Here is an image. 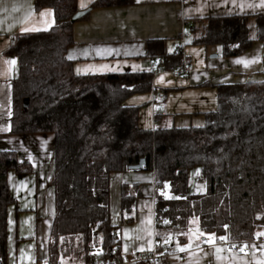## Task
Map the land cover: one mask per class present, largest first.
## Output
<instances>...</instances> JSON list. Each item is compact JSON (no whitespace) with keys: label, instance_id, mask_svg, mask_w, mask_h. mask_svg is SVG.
<instances>
[{"label":"trees","instance_id":"obj_1","mask_svg":"<svg viewBox=\"0 0 264 264\" xmlns=\"http://www.w3.org/2000/svg\"><path fill=\"white\" fill-rule=\"evenodd\" d=\"M129 3L95 0L89 8ZM44 7L53 8L54 26L18 35L10 48L19 58L11 132L55 136L56 210L48 263L120 260L121 238L110 215V174L129 171L141 159L159 189L181 197L165 199L157 192V251H163L166 240L184 243L197 230L230 241L264 239L256 236L264 232V81L219 85L218 106L203 126L144 129L140 106L127 100L151 92L156 71L182 68V46L168 53L164 41H150L148 52L157 63L149 71L77 74L67 53L74 43L71 19L79 11L78 0H36L37 9ZM255 18L258 39L264 41V14ZM190 32L193 44L218 45L224 57L243 54L255 41L247 18L240 15L194 20ZM197 166L205 191L189 193L190 171ZM10 170L26 174L33 167L16 151L0 149V264H7ZM138 197V190L123 186V209L131 211Z\"/></svg>","mask_w":264,"mask_h":264},{"label":"crops","instance_id":"obj_2","mask_svg":"<svg viewBox=\"0 0 264 264\" xmlns=\"http://www.w3.org/2000/svg\"><path fill=\"white\" fill-rule=\"evenodd\" d=\"M94 1L85 0L87 8ZM80 2L78 0L79 10H84ZM49 9L50 17L39 15ZM258 14H264V0H139V3L131 0L125 5L94 8L86 18L75 22L74 43L67 54L74 55V70L77 73L80 69V74L149 71L157 63L148 52L150 41H164L168 53L182 46L186 71H156L153 90L132 95L127 104L140 106L139 122L144 129L199 127L206 123L207 114L218 106L219 85L264 81V41L258 39L255 18ZM229 15L246 17L255 38L243 54L224 57L218 45L191 42L188 23ZM49 23L51 27L55 24L52 7L37 9L36 0H0V149L16 151L20 160L33 167V171L26 174L8 172L13 203L7 210V264H49L48 240L56 210L52 184L55 136L53 133L11 132L13 86L19 75V58L10 53L18 35L48 30ZM25 28L39 30L23 31ZM97 49L115 51L112 55H96ZM13 58L16 59L14 66L4 63ZM237 60L251 63L238 64ZM113 68L116 70H110ZM161 76L164 79L158 82ZM125 185L139 192L131 211H126L122 205ZM156 188L155 174L151 170L110 174L111 223L118 228L122 252H126V246L127 251L156 248ZM194 234L199 232L191 234L184 243L169 240L167 244L172 246V253L161 264H259L264 260V248L259 247L264 245V239L245 243L249 245L245 252L234 251L216 240V247L224 249L219 254L224 259L217 260L215 247L203 246L207 236L197 241ZM190 238L192 247L179 251L178 246L188 244ZM253 244L257 247L252 248ZM63 264L77 263L65 258Z\"/></svg>","mask_w":264,"mask_h":264},{"label":"snow or ice","instance_id":"obj_3","mask_svg":"<svg viewBox=\"0 0 264 264\" xmlns=\"http://www.w3.org/2000/svg\"><path fill=\"white\" fill-rule=\"evenodd\" d=\"M89 2H90V0H89ZM137 3H139V0H137ZM87 6L88 5L85 2V0H81V2H80V8L81 9H87ZM39 15L41 17H45V16H49L50 17L52 15V11L50 9L49 10H46V11H41L39 13ZM46 23H47V21H46ZM52 23H54V20L52 21ZM51 26H52V24L49 23L48 24V27H51ZM37 30H39V29H27V28L23 29V31H37ZM113 51H115V50H112V49H104V50L97 49L96 50V55H112ZM169 51L171 52L172 49L169 48ZM85 54H87V53H85ZM67 58L69 60H72L75 57H74L73 54L70 53ZM4 63L7 64V65H9V66H14L16 64V59L13 58V59L5 60ZM236 63H238V64L239 63H244L245 65H247L248 63H251V61L237 60ZM104 67L106 68L107 66H104ZM110 70L115 71L116 69L113 68V69H110ZM77 74H80V69H77ZM163 79H164V77L161 76L159 78L158 82L162 81ZM29 159H31V157H29ZM198 171L199 170H197V174H198ZM165 187H167V184L165 185ZM161 195H163L165 197V199H181V197L169 196L167 192H162ZM193 222H195V220ZM163 223L167 224V223H170V222L165 220V221H163ZM224 227L226 228L227 225H225ZM197 231L199 232V230H197ZM201 236H207V239L204 242L207 243V244H209V245H211V246H213V247H215V251H216V254H217L216 255V259L217 260L224 259V257H222L221 255H219L221 252L224 251V249H222L220 247H216L215 242H216L217 239H219L221 241H225V240H227V237H224V236L216 237L214 233L206 234V233H203V232H199L198 235H195V239L198 241ZM256 236H257V238L262 237V236H264V232H258V233H256ZM61 240H63V238H61ZM165 243L167 244V243H169V241L166 240ZM191 247H192V240L190 238L189 239V243L186 244V245H184V246H182V247L181 246H178V250L181 251V252H184V251H187L188 249H190ZM197 247H198V245H197ZM232 247L234 248L236 246L233 245ZM251 247L252 248H256L257 246L255 244H253V245H251ZM259 247L260 248H264V245H260ZM247 248H249V245L243 244V245L240 246V249L239 250H240V252H245V250ZM127 250L128 249H127V246H126L125 249H124V251H127ZM141 250H143V249H141ZM149 250H151V247L149 248ZM228 250L231 251V249H228ZM259 264H264V260L260 261Z\"/></svg>","mask_w":264,"mask_h":264},{"label":"built area","instance_id":"obj_4","mask_svg":"<svg viewBox=\"0 0 264 264\" xmlns=\"http://www.w3.org/2000/svg\"><path fill=\"white\" fill-rule=\"evenodd\" d=\"M192 25V22L189 23V26ZM210 54V52H209ZM187 65L185 64L182 68L178 69L180 73L185 72L187 69ZM156 191L165 192L166 188L159 189L156 188ZM224 243L225 245L229 246L234 251H240V246L248 243V242H238V241H220ZM207 243H203V246H207ZM235 245L236 247H232ZM172 253V246L170 244H165L163 247V251L159 252L157 251V245L156 248L152 251H143L139 249H134L126 252H122V256L120 260L118 261H112V262H104L99 257H95L94 261L96 264H139V263H149V264H160L161 260L163 258H167Z\"/></svg>","mask_w":264,"mask_h":264},{"label":"rangeland","instance_id":"obj_5","mask_svg":"<svg viewBox=\"0 0 264 264\" xmlns=\"http://www.w3.org/2000/svg\"><path fill=\"white\" fill-rule=\"evenodd\" d=\"M197 170H199L198 174H197ZM200 174H201L200 166H197L190 171L189 184H188V192L189 193H191V192L202 193L205 191V184L199 180ZM194 220H195V222H193ZM192 225H194V226L198 225V219L197 218H194L192 220Z\"/></svg>","mask_w":264,"mask_h":264},{"label":"water","instance_id":"obj_6","mask_svg":"<svg viewBox=\"0 0 264 264\" xmlns=\"http://www.w3.org/2000/svg\"><path fill=\"white\" fill-rule=\"evenodd\" d=\"M92 10V8H87L84 10H79L76 14H74V16L72 17V22H77L79 21L81 18H83L85 15H87L90 11ZM27 106V104H26ZM145 166V160L141 159L140 162L137 165H132L129 167V169L131 170H138V169H143Z\"/></svg>","mask_w":264,"mask_h":264}]
</instances>
